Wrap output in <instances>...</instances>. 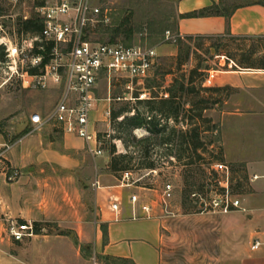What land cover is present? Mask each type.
<instances>
[{"label": "rangeland", "instance_id": "obj_1", "mask_svg": "<svg viewBox=\"0 0 264 264\" xmlns=\"http://www.w3.org/2000/svg\"><path fill=\"white\" fill-rule=\"evenodd\" d=\"M53 1L0 0V40L9 38L19 41L21 34L16 32V19L31 18L37 14L36 9L40 4L43 3L44 6ZM176 1L91 0L92 5L109 11V24L97 27L93 39L108 41L111 31L126 20L122 29H130L132 36L128 42L126 34L121 32L116 36L115 42L160 46L164 43L165 32L172 34L175 28ZM224 1L227 5L234 3V0ZM200 45L201 41L197 39L183 42L182 58L186 49H189V58H183L186 60L183 68L177 69L174 62L158 59L157 65L144 82L149 98L137 100L138 93L133 92L129 96L122 86L112 85L109 95L114 101L108 104L111 112L109 127L106 128L97 121L94 123V129L100 132V138H105L100 157L92 158L83 147L68 154L73 165L32 166L33 170L29 172L28 167L21 171L12 168L0 150V171L7 184L16 183L21 173L23 176L47 180L41 188L43 194L54 201V210L59 206V210L64 212L58 223L64 224L61 221H66V215L70 218V213L74 212V228L65 227V224L58 227L56 220L44 224L50 226L49 229L36 223L38 232L22 242L23 249L30 254L29 259L33 260L34 250H43L48 257H43L40 264H101V257L93 251L97 226L95 211H99L100 205L105 210L109 208L108 201L103 198L108 191L100 190L96 193L94 184L97 182L100 187L120 185L123 172L131 173L132 179L128 182L130 185L155 191L157 196L164 185L170 184L173 188L171 206L181 207L182 197L186 194V208L190 212L197 211L200 202L208 204L215 195H223L228 201L238 200L241 203L245 196L252 193L255 163L264 157V104L253 100H263L264 92L248 93L224 89L219 94H213L204 91L207 88L204 86L207 75L202 73L201 68L212 67V58L208 51H203L201 55L194 53V50L200 49ZM0 47L3 49L0 50V135L12 143L18 138L15 136L23 135L15 134V125L21 120L29 119L34 113L43 114L50 110L56 103L60 90H24L20 79L7 70L5 47ZM197 66L201 67L198 71L200 73L193 74L192 82H189V74ZM171 68L175 70L174 79L167 76ZM169 80L173 82L176 95L174 107L178 108V115L175 118L151 113L144 104L153 99V105L149 107L157 108L159 100L164 99L163 92L167 90L162 88ZM179 84L184 86L183 92L176 90ZM106 87L105 78L101 77L96 91L97 98L107 97ZM118 98L126 100L116 101ZM226 101H229L228 108L232 113L241 114L242 117L222 122L221 113ZM103 104H98V108ZM118 113L117 118L112 119V115ZM197 114L202 119L197 118ZM102 115L103 111L96 120H102ZM135 115L146 121L151 119L150 127L134 129L130 121ZM191 128L197 130L204 150L198 149L196 154L182 152L177 159L178 133ZM105 131L108 137L103 134ZM112 149L113 156L110 153ZM120 156H125L126 159L117 162V168L125 170L113 173L108 169L109 162ZM14 173L17 174L15 181L8 182L6 178ZM39 190L38 185L29 188L33 192ZM78 219L83 223L89 221L86 232L78 231ZM82 233L86 234L88 243L80 241L79 234ZM99 233L104 243L101 225Z\"/></svg>", "mask_w": 264, "mask_h": 264}, {"label": "crops", "instance_id": "obj_2", "mask_svg": "<svg viewBox=\"0 0 264 264\" xmlns=\"http://www.w3.org/2000/svg\"><path fill=\"white\" fill-rule=\"evenodd\" d=\"M234 3L238 7L228 19L221 16L180 19L178 16L218 5L219 0H177L176 25L173 33L170 32L176 42L155 46L158 59L175 64L179 50L177 42L197 39L201 45L194 53L201 55L208 51L212 58L204 86L248 93L264 92V0H234ZM174 71L171 68L167 76L174 79ZM172 83L169 80L162 89L170 88ZM162 96L167 98L166 91ZM105 97L97 98L91 118L93 128L98 122L96 117L109 108ZM253 101L264 104V99ZM100 103L104 104L98 108ZM228 105L229 101L223 104L222 122L242 117L241 114H233ZM27 121L29 123V119ZM83 147L84 143L79 138L30 123L27 133L12 143L0 135V150L10 166L18 171L28 167L31 172L32 166L73 165L68 154ZM255 170L251 182L253 191L240 203L245 213H186L179 206H171L172 215H166L155 204L158 198L155 191L139 186L99 185L96 193L108 191L103 196L108 201L107 206L116 202L119 211L113 213L109 208L103 209L102 205L99 211H95L94 253L101 258L127 259L134 264H264V157L255 163ZM46 182L21 173L16 183L7 184L0 171V264H40L43 257H48L43 250H34L33 260L29 259V252L22 247L23 241L14 242L6 232L9 222L40 223L49 229L45 223L52 220L58 223L62 219L63 210H59V206L54 210V201L41 190ZM33 185H38L39 192L29 191ZM131 196L138 198L135 213L139 217L143 216L139 206H153L151 219L131 220ZM253 198L255 201H251ZM70 215V218L66 215V221H61L65 227L75 225L74 212ZM81 219L76 223L80 233L86 232L90 224L89 221L83 223ZM64 224L58 223V227ZM100 225L106 231L105 243L99 233ZM79 237L82 243H88L85 233ZM256 241L259 247L252 250Z\"/></svg>", "mask_w": 264, "mask_h": 264}, {"label": "built area", "instance_id": "obj_3", "mask_svg": "<svg viewBox=\"0 0 264 264\" xmlns=\"http://www.w3.org/2000/svg\"><path fill=\"white\" fill-rule=\"evenodd\" d=\"M36 10L42 21L39 34H21L19 41L9 38L0 40V45L5 47V66L12 76L20 79L24 90H60L53 107L43 114H32L29 123L79 138L89 156L100 157L105 138H100V132L93 128L91 120L98 102L95 91L100 78H105L107 103L114 101L109 95L112 85L122 86L129 96L133 92L138 93L137 100L149 98L144 82L157 65L155 48L94 40L97 27L109 24V11L92 5L91 0H54ZM164 37V43L176 42L168 31ZM121 100L126 99H116ZM110 119L111 112L106 108L98 123L108 128ZM103 134L108 137L106 131ZM16 176L14 173L6 180L13 182ZM131 179L130 172L121 173L120 186H132L128 183ZM94 187H99L97 182ZM172 199L173 188L166 184L155 204L162 208L164 214L172 215ZM129 203L131 220L153 217L152 205L139 206L143 215L139 217L135 213L138 198L131 196ZM109 209L117 213L119 206L112 202ZM199 209V212L245 213L238 200L228 201L223 195H215L208 204L200 202ZM6 232L14 242H22L34 235L32 223L9 222ZM258 247L256 241L251 249Z\"/></svg>", "mask_w": 264, "mask_h": 264}, {"label": "trees", "instance_id": "obj_4", "mask_svg": "<svg viewBox=\"0 0 264 264\" xmlns=\"http://www.w3.org/2000/svg\"><path fill=\"white\" fill-rule=\"evenodd\" d=\"M38 7H43V3L40 4V6ZM238 6L235 3L229 4L227 5L226 1L223 0H219V4L215 5L213 4L212 6L208 7V8H204L201 9L199 11H195L189 14H185V15H181L178 16V18L180 19H189V18H204V17H214V16H221V17H225L226 19H228L231 14L233 13V11L237 8ZM127 23V21L125 20L124 22H122L119 26H117L116 28H114L111 32L112 35L110 36V39L108 40V42H115V38L116 36L123 32L124 34H126V38L129 42L131 36H132V31L130 29H122L123 27H125V24ZM15 27H16V32L18 34H39L40 31L42 30V21L39 18L38 14H35V16L28 18L26 20H22L21 18H17L15 21ZM190 41L189 38L185 39L184 42ZM182 44L180 41L177 42L178 46V56L176 58V68L179 69L181 66H183L186 62V60H183V58L188 59L189 58V49H186V53L183 56V58L181 57V51H182ZM125 45H129V44H125ZM188 47V46H187ZM0 50H3L0 47ZM201 67L197 66V68L191 70L190 74H189V82H192V75L195 73H200L198 72L199 69ZM208 67L204 66V68H201V71L203 74L206 73V71H208ZM184 86L182 84H179L177 87V91H184ZM174 88L171 86L170 88H168L166 90V93L168 94V98L167 99H161L158 102V106L156 107H149V105H153V99L150 101L145 102L144 104H146V106H148L149 111L152 113H158L159 116H166V117H170L173 116L174 118L178 115V108L174 107V101L176 99V95L174 93ZM204 91L206 92H210L213 94H219L221 92L224 91V89H219V88H213V87H207ZM118 114H113L112 115V119L117 118ZM197 118L202 119V116L200 114H197ZM131 125L134 127V129H139V128H148L151 125V119H149L148 121H146L144 118H139L138 115H135L131 118L130 121ZM27 133V131H25L23 134ZM16 138L19 136H15ZM178 144H177V148H178V156H176L177 159L180 158V155L182 154V152L186 153V152H193L196 154V151L198 149L204 150L203 149V144L200 142L199 140V134L197 133V130L195 128H191L190 130L184 131V132H179L178 133ZM111 155L113 156V149L110 151ZM124 159H126L125 156H120L117 158H112L109 162V166L108 169L113 172L116 173L118 171H124L125 168H121L118 170L117 168V162H121L124 161ZM151 167V166H149ZM188 202V196L186 194L183 195L182 197V203H181V208L184 212L186 213H191L193 211H188L186 207H188L187 205ZM194 207V206H191ZM190 208V207H189ZM200 209L198 208L197 211L194 212H199ZM33 232L37 233L38 230H36V223H33ZM102 227V232H103V238H104V243H105V239H106V232L103 226ZM102 264H134L132 261L127 260V259H121V258H113V257H102L101 258Z\"/></svg>", "mask_w": 264, "mask_h": 264}, {"label": "water", "instance_id": "obj_5", "mask_svg": "<svg viewBox=\"0 0 264 264\" xmlns=\"http://www.w3.org/2000/svg\"><path fill=\"white\" fill-rule=\"evenodd\" d=\"M28 121L26 119L21 120L16 126H15V134L16 135H20L22 133H24L25 131H27L28 129Z\"/></svg>", "mask_w": 264, "mask_h": 264}]
</instances>
